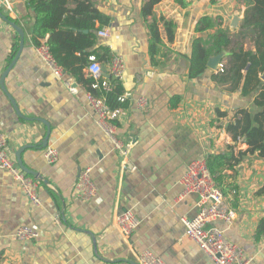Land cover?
Here are the masks:
<instances>
[{
    "label": "crops",
    "instance_id": "crops-1",
    "mask_svg": "<svg viewBox=\"0 0 264 264\" xmlns=\"http://www.w3.org/2000/svg\"><path fill=\"white\" fill-rule=\"evenodd\" d=\"M146 1L89 0L90 14L67 17L84 22L99 16L92 21L97 29L89 21L74 33V37L92 35V45L61 53L70 61L88 56L84 78L90 77L88 66L94 58L107 71L101 73L105 81L111 77V59L123 61L120 98L126 105L109 113L116 138L130 145L123 157L96 123L77 78L60 67L65 76L58 79L37 56L31 41L34 14L27 0H8L12 12L0 0V14L23 33L20 46L18 33L0 18V131L8 137L16 164V153L31 146L19 157L36 174L26 173L38 181L42 201L39 207L31 204L0 170V264H138L137 254L144 250L165 264H214L184 235L180 219L197 214V197H181L179 181L193 160L227 154L230 148L235 154L248 149L246 144L235 146L225 131L228 118L219 119L216 110L230 117L237 109H253L257 94L241 97L215 83L212 76L219 66L216 71L206 66L194 79L188 70L195 43L209 48L219 30L232 37L240 32L248 35L239 28L246 1L160 0L151 14L143 15ZM68 7L72 10L76 3ZM234 18L239 20L236 25ZM206 21L212 24L209 29L203 26ZM99 30H107L109 36L99 37ZM244 49L254 51L248 37ZM223 53L220 64L225 62ZM139 98L147 101L144 112L136 105ZM48 148L58 155L53 164L44 158ZM86 169L97 192L83 202L73 188ZM224 174L232 188L226 195L235 193L231 206L236 218L229 226L222 222L210 226L242 248L248 264H264V231L257 236L264 221V159L248 155L234 172ZM124 211L139 221L128 237L115 227L116 216ZM21 226L36 231L38 237L18 241L14 234Z\"/></svg>",
    "mask_w": 264,
    "mask_h": 264
},
{
    "label": "trees",
    "instance_id": "trees-1",
    "mask_svg": "<svg viewBox=\"0 0 264 264\" xmlns=\"http://www.w3.org/2000/svg\"><path fill=\"white\" fill-rule=\"evenodd\" d=\"M160 0H147L143 7V15L151 14L153 6ZM246 9L239 28L247 30L231 36L227 30H219L211 38V46L206 48L202 42H197L193 46V54L189 63L188 75L194 79L206 70L209 56L226 52L225 62L212 76V80L218 85H227L230 92H237L241 97H247L256 93L253 100V109H237L230 117L226 113L216 110V116L228 118L225 131L231 136L235 146L246 144V151L239 150L237 154L231 152L227 154L207 155L206 163L210 175L213 177L215 185L227 194L232 188L225 183V171H235L241 160L248 155H256L264 159V83L259 78L264 73V0H245ZM71 2L76 3L74 9L68 7ZM27 6L32 9L34 23L31 31V41L35 47L42 44L48 46L51 55L57 65L68 74L77 78L79 83L85 88L88 94L94 97H103L110 110L121 108L122 87L119 80L111 77L106 82L112 83V90L107 92L99 87L94 89V80L84 78L82 69L88 65V56L79 61H70L69 58H61V53L67 48L89 47L92 45V35H78L75 29L86 26V22L91 21L94 28L93 19H99L94 15L81 22L67 15L83 16L90 14L91 3L89 0H27ZM92 16V15H91ZM205 29H209L212 24L209 21L203 24ZM89 26L87 25L86 29ZM157 35L153 31V36ZM250 39L254 51L244 49V40ZM155 47V45H154ZM76 65V67H74ZM105 79L101 78V82ZM264 231V221L257 230V236Z\"/></svg>",
    "mask_w": 264,
    "mask_h": 264
},
{
    "label": "built area",
    "instance_id": "built-area-1",
    "mask_svg": "<svg viewBox=\"0 0 264 264\" xmlns=\"http://www.w3.org/2000/svg\"><path fill=\"white\" fill-rule=\"evenodd\" d=\"M187 1L196 2L198 0ZM217 1L220 2L221 0ZM1 5L5 10L12 12L8 0H1ZM94 27L97 29L98 24ZM97 34L101 38L109 36L107 30H99ZM35 52L58 79L64 78L63 70L56 64L47 45L41 44L35 47ZM220 67L221 65H219ZM88 71L90 72V77L94 80L92 85L94 89L101 87L107 92L112 90L111 82H101V66L92 57H90ZM108 71L113 80L121 79L124 72V63L121 58L113 57L109 63ZM67 87L71 92L73 91L69 83H67ZM86 100L95 116L96 123L104 134L111 139L115 151L123 157L126 156L130 145H124L116 138L115 128L109 123L110 109L105 99L103 97H94L87 93ZM136 105L141 112H144L147 107V101L144 98H139L136 101ZM44 158L48 164H53L58 160V155L54 149L48 148L45 151ZM0 170L6 172L12 178L31 204L36 207L41 206L42 201L37 192L38 181L28 176L14 162L8 150V137L1 131ZM179 185L182 189L181 197L188 195L197 197V214L192 219L184 217L180 219L184 227L185 237L193 241L214 264H248L242 248L229 242L222 231L210 226L213 222H222L227 226L234 222L236 213L231 206V202L235 193L223 194L215 185L214 179L209 173L205 157L193 160L187 165L186 172L180 179ZM73 192L83 202H88L94 198L97 190L91 180L90 169L79 173ZM56 222H58L57 219ZM138 225L139 221L131 211H124L115 218V227L124 237L130 236ZM14 237L18 241H29L37 238L38 233L29 227L21 226L16 229ZM137 263L165 264L160 257L154 255L150 250L139 252L137 254Z\"/></svg>",
    "mask_w": 264,
    "mask_h": 264
},
{
    "label": "water",
    "instance_id": "water-1",
    "mask_svg": "<svg viewBox=\"0 0 264 264\" xmlns=\"http://www.w3.org/2000/svg\"><path fill=\"white\" fill-rule=\"evenodd\" d=\"M0 18L2 20H4L5 22H7L19 35L20 37V46H22V43H23V33L21 31V29H19L14 23L10 22L7 20V18H5L2 14H0ZM238 18H234L233 19V25H236L237 22H238ZM224 56V53H220L214 57H210L207 61V68L212 70V71H216L218 69V66L222 60ZM101 73L102 74H107V71L104 67L101 68ZM261 80L264 81V73L263 75L261 76ZM2 84V83H1ZM47 139H48V134H47V137L44 139L43 143H42V147H45L46 146V143H47ZM31 146H25L24 148H21L17 153H16V161H17V165L18 167L23 170L25 173L27 174H30L32 176H35L36 174L34 172H31L30 170H28L27 168H25V166L22 165L21 161H20V157H19V152H21L22 150H24L25 148H29Z\"/></svg>",
    "mask_w": 264,
    "mask_h": 264
}]
</instances>
